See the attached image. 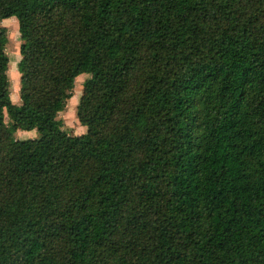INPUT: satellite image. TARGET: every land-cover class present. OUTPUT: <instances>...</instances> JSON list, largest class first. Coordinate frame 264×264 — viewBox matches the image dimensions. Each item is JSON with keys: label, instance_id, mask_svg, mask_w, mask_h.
I'll return each instance as SVG.
<instances>
[{"label": "trees", "instance_id": "obj_1", "mask_svg": "<svg viewBox=\"0 0 264 264\" xmlns=\"http://www.w3.org/2000/svg\"><path fill=\"white\" fill-rule=\"evenodd\" d=\"M12 16L0 264H264V0H0Z\"/></svg>", "mask_w": 264, "mask_h": 264}, {"label": "rangeland", "instance_id": "obj_2", "mask_svg": "<svg viewBox=\"0 0 264 264\" xmlns=\"http://www.w3.org/2000/svg\"><path fill=\"white\" fill-rule=\"evenodd\" d=\"M0 25L6 26L8 32V43L5 48L6 53L9 58L7 75L9 79V91L10 97L14 103L20 104L19 98V84H20V74L17 70V62L20 58L19 53V32H18V23L16 17L12 16L10 18L4 19L0 22ZM88 77L86 73L80 74L75 78L74 86L72 89V96L66 102V107L63 111L59 112L57 118L62 120L63 128L72 134H77L81 129L83 133L86 130V127L81 125L76 116V105L78 99L82 92L83 81ZM5 119L7 117L5 116ZM81 128V129H80ZM15 138L24 139L36 137L37 133L35 130H17L14 133Z\"/></svg>", "mask_w": 264, "mask_h": 264}, {"label": "crops", "instance_id": "obj_3", "mask_svg": "<svg viewBox=\"0 0 264 264\" xmlns=\"http://www.w3.org/2000/svg\"><path fill=\"white\" fill-rule=\"evenodd\" d=\"M81 129V128H80ZM82 132V129L77 133V134H79V133H81Z\"/></svg>", "mask_w": 264, "mask_h": 264}]
</instances>
